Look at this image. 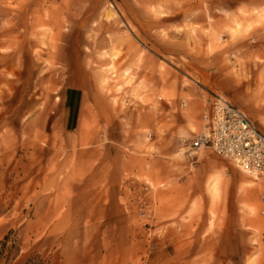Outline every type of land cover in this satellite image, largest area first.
Masks as SVG:
<instances>
[{
  "label": "rangeland",
  "instance_id": "374dc122",
  "mask_svg": "<svg viewBox=\"0 0 264 264\" xmlns=\"http://www.w3.org/2000/svg\"><path fill=\"white\" fill-rule=\"evenodd\" d=\"M213 96L264 133V0H0V264H264Z\"/></svg>",
  "mask_w": 264,
  "mask_h": 264
},
{
  "label": "built area",
  "instance_id": "2783aa9c",
  "mask_svg": "<svg viewBox=\"0 0 264 264\" xmlns=\"http://www.w3.org/2000/svg\"><path fill=\"white\" fill-rule=\"evenodd\" d=\"M200 130L184 148L208 150L254 177L264 176V133L221 96L208 100L200 119Z\"/></svg>",
  "mask_w": 264,
  "mask_h": 264
},
{
  "label": "trees",
  "instance_id": "16d2710c",
  "mask_svg": "<svg viewBox=\"0 0 264 264\" xmlns=\"http://www.w3.org/2000/svg\"><path fill=\"white\" fill-rule=\"evenodd\" d=\"M7 240V237L4 239V241H6ZM1 245L2 246H4V242L3 243H1ZM0 255H1V250H0ZM4 258V257H3ZM1 256H0V261H1V259H3Z\"/></svg>",
  "mask_w": 264,
  "mask_h": 264
}]
</instances>
